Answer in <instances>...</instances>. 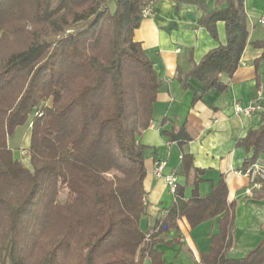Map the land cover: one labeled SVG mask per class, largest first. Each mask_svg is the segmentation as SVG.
Segmentation results:
<instances>
[{"label": "trees", "instance_id": "obj_1", "mask_svg": "<svg viewBox=\"0 0 264 264\" xmlns=\"http://www.w3.org/2000/svg\"><path fill=\"white\" fill-rule=\"evenodd\" d=\"M155 1L0 0V264H163L155 246L178 220L195 228L216 218L219 231L198 264H264V238L243 258H226L234 205L223 177L202 198L186 200L177 186L165 218L149 231L140 226L146 172L136 137L149 127L160 82L134 32ZM172 1L197 7L215 41L224 24L225 43L181 80L223 92L220 75L233 76L248 41L243 0H214L211 12L208 0ZM31 115L26 166L8 139ZM260 117L237 142L252 152L244 169L264 158ZM163 136L180 146L190 140L184 126ZM182 166L187 184L202 181L191 155Z\"/></svg>", "mask_w": 264, "mask_h": 264}, {"label": "crops", "instance_id": "obj_2", "mask_svg": "<svg viewBox=\"0 0 264 264\" xmlns=\"http://www.w3.org/2000/svg\"><path fill=\"white\" fill-rule=\"evenodd\" d=\"M243 6L248 41L233 76L220 75L227 84L223 92L205 91L204 85L193 78L184 85L181 82L206 53L218 43H225L223 23L216 25L215 41L200 26L202 12L197 7L157 0L151 14L142 18L134 32V41L141 44L160 82L149 127L136 137L143 148L146 172L143 188L147 206L140 226L149 231L173 206L175 195L165 184V176L173 177L177 186L184 188L186 200L210 194L223 177L227 201L234 205L228 259L243 258L264 238V195L252 187L248 178L234 173L244 169L245 160L252 156L237 142L261 126L260 115L264 111V49L252 45L264 46V26L260 23L264 0H243ZM215 9L214 0H208V12ZM250 104L258 105L259 110L250 115L235 112V105L245 108ZM182 126L190 138L183 146L163 136V132ZM183 154L191 155L193 167L203 171L198 184H187ZM257 159L264 160L263 156ZM156 163L164 164L161 177L153 174ZM218 231L217 218L195 228L180 219L176 229L160 237L163 243L155 249L163 254V264H198L200 256L208 252L211 236ZM143 264L151 263L145 259Z\"/></svg>", "mask_w": 264, "mask_h": 264}, {"label": "built area", "instance_id": "obj_3", "mask_svg": "<svg viewBox=\"0 0 264 264\" xmlns=\"http://www.w3.org/2000/svg\"><path fill=\"white\" fill-rule=\"evenodd\" d=\"M151 12H152V3H149L146 7L142 9L141 15L144 18L149 16ZM260 23L261 25L264 26V16L261 17ZM234 109L236 113H240L243 115H250L254 112H257L259 110V107L256 104H250L245 108L239 105H235ZM163 168H164L163 163H156L153 170V174L156 177H161ZM234 173L248 178L253 188L260 189L261 182H264V160L257 159L255 163H253L252 165L248 166L245 169L236 170L234 171ZM164 181L167 187L169 188L170 193L174 195L177 188L175 179H173V177L171 176H165Z\"/></svg>", "mask_w": 264, "mask_h": 264}, {"label": "rangeland", "instance_id": "obj_4", "mask_svg": "<svg viewBox=\"0 0 264 264\" xmlns=\"http://www.w3.org/2000/svg\"><path fill=\"white\" fill-rule=\"evenodd\" d=\"M32 118V115L29 116L27 124L17 128L13 136L8 139V146L12 149L14 158L22 160L26 166H29V159L28 155H24L23 153H25V150L28 151L29 148L30 127H28V123ZM59 199L60 201L66 199V190H61Z\"/></svg>", "mask_w": 264, "mask_h": 264}]
</instances>
